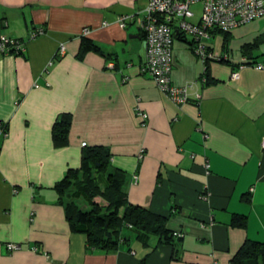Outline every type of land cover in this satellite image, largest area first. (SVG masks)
<instances>
[{
  "label": "crops",
  "instance_id": "crops-1",
  "mask_svg": "<svg viewBox=\"0 0 264 264\" xmlns=\"http://www.w3.org/2000/svg\"><path fill=\"white\" fill-rule=\"evenodd\" d=\"M147 2L0 0V32L24 41L20 54L0 52V264H232L246 241L264 244V69L255 67L264 65V16L227 39L211 30L204 43L214 49L207 41L222 35L228 61H209L206 74L190 37L176 33L171 82L198 80L177 104L139 72L140 29L116 22ZM39 27L44 33L29 40ZM235 33L237 51L228 42ZM84 37L99 51L81 52ZM136 107L147 114L144 124ZM62 113L71 124L57 145L52 127ZM97 145L110 150L109 172L120 173L125 204L164 216L180 236L160 242L128 225L117 248L105 250L72 230L68 206L74 215L73 204L83 211L90 204L74 187L59 198L55 185ZM105 184L104 176L101 190ZM93 200L107 206L100 195ZM236 214L246 217L244 227L233 223Z\"/></svg>",
  "mask_w": 264,
  "mask_h": 264
},
{
  "label": "built area",
  "instance_id": "built-area-1",
  "mask_svg": "<svg viewBox=\"0 0 264 264\" xmlns=\"http://www.w3.org/2000/svg\"><path fill=\"white\" fill-rule=\"evenodd\" d=\"M200 5L197 20L194 5ZM264 16V0H148L141 13L123 14L117 17V24L124 28L128 23H134L143 33L145 45L144 57L139 65V72L149 75L156 86L172 101L183 104L189 99V89L198 82L194 80L184 85H174L171 82L172 70V43L176 33L190 36L193 41L194 52L203 60L228 58L226 53L210 49L204 41L210 37L211 30L229 31L237 26ZM107 23H104V25ZM44 33L39 27L29 34L28 39L33 40ZM90 29L85 27L82 35H88ZM24 51V41L0 32V52L3 54H20ZM64 52V45L60 44L56 54ZM130 65V63H128ZM113 68V64L109 63ZM256 68L264 69L263 64H256ZM231 77L236 79L238 72ZM126 79V78H125ZM123 79V80H125ZM204 81L205 78L203 77ZM200 95L195 93V98ZM136 112L145 123L147 114L136 107ZM206 138L207 134H203ZM260 146L264 152V136ZM143 151L139 156L142 157ZM208 167V163H205ZM137 176H134L136 181ZM180 236L179 233H176ZM20 247L16 243H8L9 250ZM36 250V248H34Z\"/></svg>",
  "mask_w": 264,
  "mask_h": 264
},
{
  "label": "trees",
  "instance_id": "trees-1",
  "mask_svg": "<svg viewBox=\"0 0 264 264\" xmlns=\"http://www.w3.org/2000/svg\"><path fill=\"white\" fill-rule=\"evenodd\" d=\"M223 33H225V37L228 34L226 31H223ZM141 36L143 37L142 32ZM178 38H182L181 34H179ZM188 42L190 44L193 43L191 38ZM81 43V52L83 53L90 50L99 51L100 49L96 43L87 37L82 38ZM209 61H228V59H206L203 61L206 65L204 74L208 71ZM70 124L71 118L67 113H62L54 122L52 137L57 145L67 142ZM110 158V150L107 147L97 145L84 148L81 155L80 168L68 169L64 177L56 183L55 189L60 194L59 198L63 197L65 192L74 187L75 195L83 196L90 204V209L86 211L77 208L73 204L74 215L69 209L70 206H68L67 218L72 230L85 233L90 246L105 250L117 248L120 231L124 226L128 225L133 226L135 229L155 234L160 242L171 243L177 234L166 227V218L164 216L139 206L125 204V194L122 190L120 173L116 171L109 172ZM104 176L106 184L104 189L101 190L98 185L99 179ZM98 195L107 201V206H101L93 200ZM121 207H124V210L122 215H119ZM233 223L244 227L246 225V217L236 214L233 216ZM231 262L232 264L264 263V244L246 241Z\"/></svg>",
  "mask_w": 264,
  "mask_h": 264
},
{
  "label": "rangeland",
  "instance_id": "rangeland-1",
  "mask_svg": "<svg viewBox=\"0 0 264 264\" xmlns=\"http://www.w3.org/2000/svg\"><path fill=\"white\" fill-rule=\"evenodd\" d=\"M192 9L193 10H195L196 12H197V15L199 14V9H200V7H199V5L198 6H192ZM247 23H249V22H247ZM247 23H245V24H243V25H240V28H242V27H244V25H247ZM239 27V26H238ZM235 29V28H234ZM235 35V37H236V33L234 34ZM188 36V35H187ZM188 37H190V36H188ZM222 35H218V36H216L214 39H212L211 41L210 40H208L207 42H209V43H211V44H213V47H214V49L217 51H219L220 50V44H221V40H222ZM232 37L231 39L229 38L228 39V42H229V45L231 46V47H233L234 48V50L235 51H237L238 50V48H239V45H238V37ZM213 41V42H212Z\"/></svg>",
  "mask_w": 264,
  "mask_h": 264
}]
</instances>
